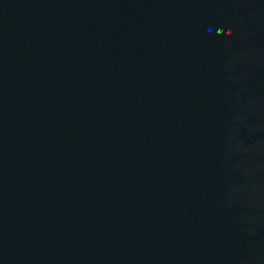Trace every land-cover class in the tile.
Returning a JSON list of instances; mask_svg holds the SVG:
<instances>
[{
  "label": "water",
  "instance_id": "1",
  "mask_svg": "<svg viewBox=\"0 0 264 264\" xmlns=\"http://www.w3.org/2000/svg\"><path fill=\"white\" fill-rule=\"evenodd\" d=\"M0 264H264V0H0Z\"/></svg>",
  "mask_w": 264,
  "mask_h": 264
}]
</instances>
